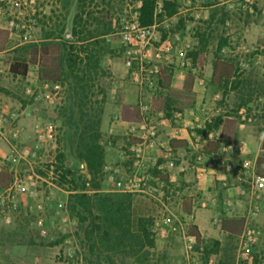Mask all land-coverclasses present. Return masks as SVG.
<instances>
[{
  "label": "rangeland",
  "instance_id": "374dc122",
  "mask_svg": "<svg viewBox=\"0 0 264 264\" xmlns=\"http://www.w3.org/2000/svg\"><path fill=\"white\" fill-rule=\"evenodd\" d=\"M11 1L0 5V49L5 50L0 55V140L6 148L0 169L13 177L10 188L0 190V264H106L107 256L117 264H264V177L256 165L264 135V0H176L177 13L170 18L162 10L165 0H156L161 17L153 25L150 58L164 43L172 53L149 65L146 78L152 84L143 88L126 66L127 60L139 59V48L118 36L139 17L140 0H19V6ZM38 5L53 12L47 31L45 19L51 15L35 20ZM75 28L84 36L93 34L103 51V72L90 84L91 107L103 109L104 166L95 182L100 188L86 184L83 189L113 199L133 233L140 221L146 232L143 239L127 236L130 240L116 251L113 239L108 252L101 248L94 254L81 242L82 231L71 217L68 185H59L70 168L74 176L67 180L76 179L79 188L78 179L91 180L77 159L76 137L68 138L75 131L60 117L64 110L77 112L69 101L71 79H62L55 68L63 40L67 47L80 46L72 37ZM44 38L49 40L40 42ZM44 44L52 47L48 60L41 58ZM199 53L202 68L195 59ZM16 59L29 63L27 77L9 73ZM216 62H222L218 74L230 77L219 85L212 82ZM155 64L171 78L169 89L161 87L160 73H150ZM189 78L191 92L186 91ZM123 103L139 106L155 126L153 146L141 145V130L122 125ZM225 119L236 122L232 142L221 138ZM171 141L181 143L170 148ZM215 141L217 153L206 154L205 147ZM117 182L140 189L123 192ZM193 225L202 236L200 245L188 236Z\"/></svg>",
  "mask_w": 264,
  "mask_h": 264
},
{
  "label": "trees",
  "instance_id": "16d2710c",
  "mask_svg": "<svg viewBox=\"0 0 264 264\" xmlns=\"http://www.w3.org/2000/svg\"><path fill=\"white\" fill-rule=\"evenodd\" d=\"M142 6L139 9V23L142 26L150 27L155 24V21L161 15L156 13L157 1L156 0H140ZM82 2V0H81ZM163 13L167 17H172L177 13L176 0H165L163 2ZM77 18H80L77 16ZM105 23H111V20H105ZM79 27V23L76 24ZM63 33V32H62ZM83 31L77 32L76 28L73 30L72 37L77 39L80 43L78 49L73 46L67 47V40H63L59 48L58 60L56 70L62 79H71L72 89L69 101L72 102V107L77 109V112L72 111L68 113L64 110V113L60 116L69 123L71 129L75 132L70 134L76 137V152L77 159L86 165L87 171L91 180L83 181L78 179L82 183L83 187L79 188L76 184L77 180L71 178L68 181V177H73V170L66 169L64 175L59 180V185H68L69 196V210L71 217L77 222L82 231L80 240L83 244L89 247V251L94 254V251H101V248L107 252L110 248H107V244L115 239V248L112 251H116L123 246L125 241L130 239L127 236H132V239H140L146 237V232L141 221L139 222L140 228L137 233H133L130 226V219L128 216H124V212L120 207H117V203L111 198H104L102 195H89L85 193L84 189L86 184H91L93 189H99V184L95 183L96 178L102 172L104 166L105 149L102 145L103 134L101 132L102 114L103 109L92 108V89L93 85L90 82L98 78L99 73H102L101 58L103 51L98 49L99 42L92 41L94 39L93 34H87L84 36ZM106 35V34H103ZM54 37L55 32H51L49 37ZM62 37V35H61ZM51 44H44L40 50L41 58L48 60L52 55ZM195 59L198 63V68H202L203 55L201 53ZM44 65V64H43ZM222 62H216L214 66V73L212 82L219 85L222 81H227L230 77L225 74H218L219 68ZM29 72V63L25 60L16 59L9 67V73L14 77H27ZM165 71L162 69L160 72L161 87L169 89L171 78L164 76ZM190 82L187 86V92L192 91L193 78H189ZM172 93V92H171ZM75 116H78L74 121ZM142 112L139 106L123 103L120 110V121L129 125H138L142 122ZM74 121V123H72ZM236 122L231 119H225L223 121V129L221 138L223 141L232 142L236 135ZM181 142L171 141L170 146H175ZM220 148L219 142H211L205 147L204 152L206 154H216ZM261 154L257 161V169L259 170V176L264 177V135L261 143ZM13 183V177L6 171L0 169V190H6L10 188ZM103 197V198H102ZM100 214L99 215H97ZM227 222L225 221V224ZM188 236L195 240L197 245L202 242V236L197 226H190L188 229ZM142 246V244H140ZM133 246V245H132ZM106 264H117V262L111 257L105 258Z\"/></svg>",
  "mask_w": 264,
  "mask_h": 264
},
{
  "label": "built area",
  "instance_id": "2783aa9c",
  "mask_svg": "<svg viewBox=\"0 0 264 264\" xmlns=\"http://www.w3.org/2000/svg\"><path fill=\"white\" fill-rule=\"evenodd\" d=\"M6 0H0V5L5 4ZM30 4L45 2L52 3L54 0H28ZM10 2V1H9ZM26 3V0L23 1ZM12 4L20 5L19 0L11 1ZM2 19V12L0 8V20ZM154 26L145 27L142 26L139 23L138 15L134 17V22L129 25L125 24L121 31L119 32L118 36L121 38L122 42L125 44H131L134 43L138 46V51L136 54L138 55L139 59L137 60V57L127 60L126 66L129 69L132 79L134 83L139 86L140 88H143L147 84H152L148 78H146V73L148 71L149 65H151L152 62L160 63L164 59H168V57L172 53V48L170 44L164 43L160 47L155 48L153 50V59L150 58V50L153 46V32H154ZM135 61H138V71L135 68ZM153 69L150 71L151 74L158 75L160 73V66L158 64L152 65ZM144 111V110H143ZM1 114V112H0ZM131 129L133 131L135 130H141L143 134L139 136V139L141 140V145H149L153 146L155 144L156 136H157V130L155 126H153L149 119L144 117L142 118V122L138 125H130ZM178 135V132L175 131L173 138L178 139L176 136ZM145 186L146 183H143ZM116 186L122 190L123 192H134L138 191L140 189L139 186H135L133 184H124L123 182H117ZM41 209V207H38ZM38 226L42 227V221H38ZM41 234H44V231L41 232Z\"/></svg>",
  "mask_w": 264,
  "mask_h": 264
},
{
  "label": "crops",
  "instance_id": "0c3cea01",
  "mask_svg": "<svg viewBox=\"0 0 264 264\" xmlns=\"http://www.w3.org/2000/svg\"><path fill=\"white\" fill-rule=\"evenodd\" d=\"M41 6H36V8H35V11L33 12V14H34V16H35V20H37L38 22H39V20L38 19H40L41 20V18H42V16L43 15H48V14H50L51 16H47L46 17V19H45V30L47 31L48 29H47V27H48V25H49V27H52L51 25H52V23H53V12L52 11H50V8L48 9V8H46V10L44 11V12H42V8H40ZM67 10V9H66ZM62 21H61V26H62V28H64V25H66L67 23V21H68V17H67V11H65V14H63V16H62V19H61ZM41 22V21H40ZM44 24V22L42 21V25ZM42 25H40V27L42 26ZM3 27V24H0V31H1V29H3L2 28ZM38 31V30H37ZM37 33V32H36ZM36 35H38V33L36 34ZM65 37H69V34H68V32H66L65 33ZM46 39V40H45ZM47 40H49L48 38H44V39H42V40H40V42H43V41H47ZM55 41H58V39H56ZM5 51V50H4ZM4 51L2 50V49H0V55L2 54V53H4ZM12 63V62H11ZM10 63V64H11ZM9 67H10V65H9ZM34 68H39V63H35L34 64ZM28 75H29V73H28ZM109 105V104H108ZM107 105V106H108ZM120 110H121V104L119 105V118H120ZM108 116H109V114H108V110L107 111H105V114L103 115V122L106 124L107 123V121H108ZM2 119H3V117H2ZM22 123L24 122V120H22L21 121ZM25 123V122H24ZM26 124V123H25ZM24 124V125H25ZM122 125H124V126H130L129 124H125V123H123ZM123 126V127H124ZM125 128V127H124ZM115 129V126H114V128H111V130L113 131ZM115 131V130H114ZM181 141H185V140H181ZM169 146H170V143H169ZM170 148H171V146H170ZM5 150H6V148H5V145H4V141H2V140H0V153L1 154H4L5 153Z\"/></svg>",
  "mask_w": 264,
  "mask_h": 264
}]
</instances>
